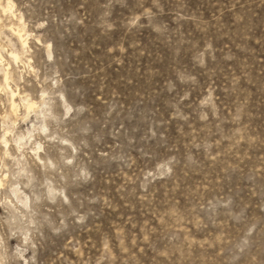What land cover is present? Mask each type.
Returning a JSON list of instances; mask_svg holds the SVG:
<instances>
[{
	"label": "rangeland",
	"instance_id": "obj_1",
	"mask_svg": "<svg viewBox=\"0 0 264 264\" xmlns=\"http://www.w3.org/2000/svg\"><path fill=\"white\" fill-rule=\"evenodd\" d=\"M0 180V264H264V0H0Z\"/></svg>",
	"mask_w": 264,
	"mask_h": 264
},
{
	"label": "bare ground",
	"instance_id": "obj_2",
	"mask_svg": "<svg viewBox=\"0 0 264 264\" xmlns=\"http://www.w3.org/2000/svg\"><path fill=\"white\" fill-rule=\"evenodd\" d=\"M19 38H20V40H21V36L19 35ZM21 42L22 43H24V40H21ZM23 45V44H22ZM16 58H18V56L16 57V56H14V59L16 60ZM6 79H7V77H6ZM15 95V94H14ZM13 94H12V97L14 96ZM16 103V102H15ZM14 107V102L12 101V108ZM16 107V106H15ZM27 108H32V104H28V106H27ZM16 109V108H15ZM1 181V180H0ZM2 182V181H1ZM2 184V183H1Z\"/></svg>",
	"mask_w": 264,
	"mask_h": 264
}]
</instances>
